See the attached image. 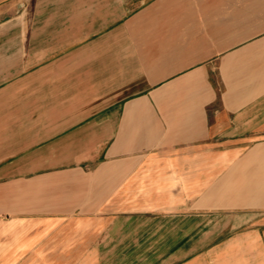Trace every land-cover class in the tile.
<instances>
[{"label":"crops","instance_id":"crops-1","mask_svg":"<svg viewBox=\"0 0 264 264\" xmlns=\"http://www.w3.org/2000/svg\"><path fill=\"white\" fill-rule=\"evenodd\" d=\"M0 264H264V0L2 2Z\"/></svg>","mask_w":264,"mask_h":264},{"label":"rangeland","instance_id":"rangeland-1","mask_svg":"<svg viewBox=\"0 0 264 264\" xmlns=\"http://www.w3.org/2000/svg\"><path fill=\"white\" fill-rule=\"evenodd\" d=\"M5 0H0V4H2V2H4ZM74 209L76 210L77 208L74 206ZM69 210V209H68ZM71 210V208H70Z\"/></svg>","mask_w":264,"mask_h":264}]
</instances>
